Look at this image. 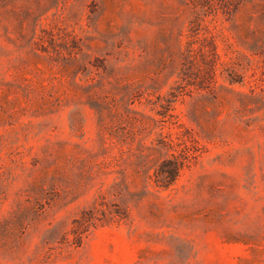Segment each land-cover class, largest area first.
<instances>
[{"label": "rangeland", "instance_id": "374dc122", "mask_svg": "<svg viewBox=\"0 0 264 264\" xmlns=\"http://www.w3.org/2000/svg\"><path fill=\"white\" fill-rule=\"evenodd\" d=\"M0 264H264V0H0Z\"/></svg>", "mask_w": 264, "mask_h": 264}, {"label": "trees", "instance_id": "16d2710c", "mask_svg": "<svg viewBox=\"0 0 264 264\" xmlns=\"http://www.w3.org/2000/svg\"><path fill=\"white\" fill-rule=\"evenodd\" d=\"M193 1V0H192ZM199 19V17H195V20ZM198 26L199 23L194 24V26ZM193 32L195 30H197V27H195V29H192ZM196 32H194V36H195ZM191 36L192 38H190L187 41L184 53H183V70H182V79L184 80V84L185 85H192V83H194L193 79H192V75H193V69L195 67V65L197 66V61H196V57H195V52L197 53V51H201V54H205V48L204 46L201 44L199 47L194 46L195 43V37ZM211 40H213L211 38ZM211 45V53H212V58L209 59L210 61V69L209 72L211 73V77L214 78V71H215V62H216V58L218 56L217 51H216V45L215 43L209 42ZM198 69H200L199 65L197 66ZM188 69V70H187ZM197 75V74H195ZM198 76V75H197ZM195 77V76H194ZM193 77V78H194ZM211 78H209V82H211ZM211 84V83H210ZM181 91V90H180ZM179 93V92H178ZM178 93L175 91L171 92V97L172 100L176 99ZM188 156L184 155V154H172L170 156L164 157L160 163L158 164L157 168L154 171V175H153V179L155 181V183L163 188H168L169 186H171L174 181L176 180V178L178 177V175L180 174L181 170L183 169ZM93 212L92 209H86L81 217V219H76V222H80L81 224L83 223V221L80 220H85V221H89V217L91 216V213ZM87 214V215H86ZM90 215V216H89ZM88 227L87 225L84 226V228H79L77 229L74 228L72 230V232L74 233V239H73V243L75 245H80L82 243V239H83V235L85 234V232L87 231Z\"/></svg>", "mask_w": 264, "mask_h": 264}]
</instances>
